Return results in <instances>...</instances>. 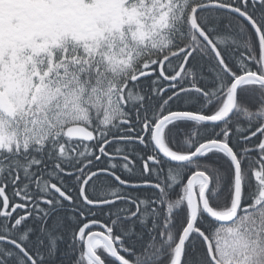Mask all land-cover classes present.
<instances>
[{
  "label": "snow or ice",
  "instance_id": "1",
  "mask_svg": "<svg viewBox=\"0 0 264 264\" xmlns=\"http://www.w3.org/2000/svg\"><path fill=\"white\" fill-rule=\"evenodd\" d=\"M0 264H264V0H0Z\"/></svg>",
  "mask_w": 264,
  "mask_h": 264
}]
</instances>
